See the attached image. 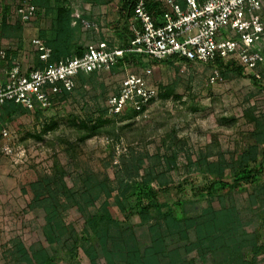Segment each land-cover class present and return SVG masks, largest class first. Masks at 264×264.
<instances>
[{"label":"rangeland","instance_id":"374dc122","mask_svg":"<svg viewBox=\"0 0 264 264\" xmlns=\"http://www.w3.org/2000/svg\"><path fill=\"white\" fill-rule=\"evenodd\" d=\"M4 1L6 35L0 36V50L5 55L9 51L16 55L10 68L0 62L1 79L16 65L23 72L29 71L34 56L31 37L40 31L49 35L59 23L62 25L60 37H64L72 49L103 40H107L109 46L117 47L121 45L120 33H127L119 15L123 0L65 1L68 8L77 7L79 12L82 11V17L93 22L96 29L72 25L69 14L61 21V12L40 14L24 25L15 19L16 0ZM148 61L144 59L148 65L145 68L150 71L148 80L159 88V94L140 114L129 106L116 116L109 112V98L119 92L125 76L137 68L124 66L113 72L82 75L66 98L56 100L53 96L41 111L20 112L6 123L8 137H0V264H31L28 257L15 250L16 245L22 244L23 248L44 246L45 218L40 209L31 207L34 204L31 185L50 175L55 164L66 171L68 186L78 194L74 207H70L62 195L56 196L60 205L58 217L77 234L88 214L103 211L121 220L127 217L128 214L120 215L111 202L117 194L118 181L126 178L123 167L130 168L132 158L136 160L139 176L144 178L142 167L150 165L149 160H144L147 155H169L176 149V142H181L183 151L178 153L177 166L166 173L171 180L170 187L160 194V199L181 200L189 205L188 202L198 200L193 196L192 188L210 179L209 175L197 172L194 161L209 152L213 155L221 153L224 163H229L242 152L250 142L254 128L247 120L251 108L264 127V68L261 69V84L256 86L249 78H236L233 73L223 77L221 82L211 83V69L206 65ZM98 118L104 122L102 125H98ZM5 144L13 147V154L21 153L16 157L6 155L2 149ZM188 155L192 159L191 166L187 164ZM209 160L217 162L218 158L215 155ZM166 169L165 160L154 167L156 173ZM222 175L229 178L226 167ZM87 178H90L87 183L95 199L85 204L79 193L85 190L83 180ZM152 184L158 187L155 181ZM260 184H264V177L250 190ZM108 189L113 190L111 197L105 194ZM230 200L239 209L245 208L242 216L248 219L264 215V200L251 210L248 205L251 199L245 192L231 195ZM200 205L207 207L204 201ZM211 205L219 207L216 201ZM136 224V219L131 221L137 234L142 235L144 227L139 228ZM58 240L65 249L72 245L68 237ZM77 261L89 264L82 251H79ZM55 264L69 263L58 260Z\"/></svg>","mask_w":264,"mask_h":264},{"label":"trees","instance_id":"16d2710c","mask_svg":"<svg viewBox=\"0 0 264 264\" xmlns=\"http://www.w3.org/2000/svg\"><path fill=\"white\" fill-rule=\"evenodd\" d=\"M65 1L34 0L35 17L40 14L61 12L63 18L61 21L65 20L73 11L72 8H68ZM134 5L135 0H123L119 8L121 24L127 32L124 33L125 35L122 33L119 35L121 45L117 48L122 50L130 47L133 36L127 29V23L133 17ZM4 7L2 5L0 11V14H3L0 36L6 35L7 15L3 13V10L6 11L7 8ZM146 10L159 24L158 20L162 13L160 5L149 2ZM76 26L81 27L79 24ZM56 27L49 35L44 31L40 32L45 47L51 50V56L47 63H43L39 60V53L33 49L34 61L30 71L42 70L64 57H81L87 51L89 45L72 49L65 38L60 37L62 25L59 23ZM0 52H2L0 62L6 63L5 67L10 68L16 54L9 51L5 55L3 50ZM259 53L263 61L256 66L255 71L260 75V79H256L253 74L244 75L242 68L237 66L234 60L216 59L211 63L200 65H206L211 70L216 69L221 78L233 73L236 78H249L253 84L259 86L262 81L261 69L264 68V44ZM144 59L149 60L148 62L154 61L145 55L126 51L122 56L116 57V62L109 71L113 72L118 67L124 66L145 68L148 65L144 63ZM165 61L193 64L175 57L160 62ZM8 72H5L7 74L3 77L2 84L7 80ZM83 76H78V79ZM69 94L63 93L54 96V99H64ZM42 109L37 108L35 111ZM25 111L27 110L13 102L4 104L0 108V137L1 131L6 129V123ZM106 112L104 111L105 114ZM258 119L259 117L254 115L251 108L247 115L248 122L254 124L249 136L250 142L241 150L242 152L232 157L229 163H224L221 153L215 154L218 158L217 162L209 160L211 156H215L209 152L201 154L199 160L194 161L198 166L197 172L210 176L204 184L192 188L193 196H196L198 200L188 202V205L181 200L162 201L160 199V194L171 184L166 173L176 168L178 153L183 151L181 142L177 141L176 149L171 150L169 155L157 153L151 157L146 156L144 160H149L150 165L142 167L144 178L139 176V168L134 158L130 168L123 167L126 178L118 181L117 194L111 206L115 207L120 215L128 214L125 219L121 220L103 211H97L84 217L83 225L77 234L64 225L58 217L60 205L56 196L62 195L70 207H74L78 202L76 198L78 194L74 192V188L68 186L65 180L66 171L55 164L50 175L45 179L40 178L31 185L34 193V204L31 207L40 209L45 218L42 232L44 246L23 248V245L19 244L16 245L15 250L21 256L28 257L31 264H55L58 260L69 264H79L77 261L79 251H82L89 259V264H260L259 257L264 253V215L248 219L242 216L245 208L239 209L230 200L231 195L245 192L251 199L248 204L250 210L254 209L255 205L259 206L263 203L264 184L250 190V187L258 184L264 177V149L262 148L264 147V127L263 122L259 123ZM97 122L98 125L104 123L100 118ZM67 145L71 146V143L68 142ZM186 159L187 164L191 166V157L188 155ZM162 160L166 161L167 169L156 173L154 167ZM224 167L229 171V178L226 179L222 177ZM153 181L157 184V188L153 186ZM83 182L85 190L79 194L83 197L82 201L87 204L95 198L92 197L87 183H90V178ZM99 185L102 189L104 188L103 184ZM180 188L181 191L184 189L182 183ZM112 191L108 189L106 196L111 197ZM203 201L207 203L206 208L200 205ZM213 201L218 203V208L212 207ZM134 219L139 228L144 227L142 235H138L135 225H131ZM65 236L70 238L72 243L69 249H65L62 241L58 240L60 238L66 240Z\"/></svg>","mask_w":264,"mask_h":264},{"label":"built area","instance_id":"2783aa9c","mask_svg":"<svg viewBox=\"0 0 264 264\" xmlns=\"http://www.w3.org/2000/svg\"><path fill=\"white\" fill-rule=\"evenodd\" d=\"M34 0H16L15 19L27 24L35 17ZM154 2L162 10L157 24L146 10ZM0 0L1 6L5 5ZM130 31L133 36L126 50L109 46L103 40L88 46L81 57H64L42 70L23 72L16 65L8 72L4 84H0V108L13 102L23 109L34 112L49 105L53 96L71 93L80 75L109 71L116 57L124 52L145 55L155 61L175 57L191 63L208 64L216 59L234 60L244 75H260L256 66L263 61L259 50L264 44V0H135ZM2 14H0V24ZM71 24L95 28L90 20L82 18L77 7L70 14ZM32 48L39 53V60L47 63L51 50L43 41L31 38ZM2 56V52H0ZM150 71L136 68L123 79L119 92L109 98V112L120 113L126 106L135 112L156 99L159 88L148 80ZM216 69L210 72V82H221ZM8 137L6 129L1 131ZM3 152L14 156L13 147L5 144ZM264 264V253L259 257Z\"/></svg>","mask_w":264,"mask_h":264},{"label":"crops","instance_id":"0c3cea01","mask_svg":"<svg viewBox=\"0 0 264 264\" xmlns=\"http://www.w3.org/2000/svg\"><path fill=\"white\" fill-rule=\"evenodd\" d=\"M159 22H160V19L158 20ZM132 22V20H130L128 23H127V29H129L130 30V23ZM41 32V31H40ZM38 33L37 35H33V37H31V38H38V39H40V40H42V38L40 37V34L41 33ZM35 33V32H34ZM33 55H34V53H33ZM33 61H34V56H33V60H32V63H33ZM30 71V70H29ZM2 73H3V71H2V69H0V84H2L3 83V81H4V79L2 78L1 79V76H2ZM5 75H3V77H4ZM4 146V145H3Z\"/></svg>","mask_w":264,"mask_h":264}]
</instances>
